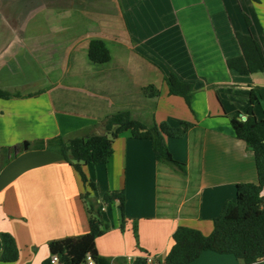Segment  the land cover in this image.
Returning <instances> with one entry per match:
<instances>
[{
    "label": "crops",
    "instance_id": "crops-1",
    "mask_svg": "<svg viewBox=\"0 0 264 264\" xmlns=\"http://www.w3.org/2000/svg\"><path fill=\"white\" fill-rule=\"evenodd\" d=\"M18 1V5L40 4V0ZM47 3V21L64 23L63 27L53 23L44 30L12 31L10 6L0 7V88L22 95L0 99V160L7 159L5 148H14L17 154L0 171V232L12 234L20 251L13 264H43L51 257L50 242L89 233L82 197L88 192L101 207L106 194L125 193V221L117 202L102 211L110 227L96 241L103 257L151 255L164 261L178 227L210 235L213 220L226 203L236 200L237 185L258 183L254 153L236 137L231 120L246 116L251 88L264 87V74L241 75L229 69L227 60L242 53L236 32L248 31L245 16L264 51V0ZM24 15L18 20L24 21ZM38 16L26 22L44 21ZM89 37L103 40L112 58L107 64H95L100 68L95 75L89 70L81 74L80 101L61 95L73 89L72 78L65 79L63 87L56 77L41 83L40 68H48L47 77L60 63L57 38L64 39L67 53H63L70 57L75 40ZM171 72L194 85L190 106L184 98L170 95L166 77ZM150 85L159 90L158 96L144 95L143 89ZM76 101L82 102L77 107L85 113L81 121L64 109ZM122 111L148 125L192 123L183 138L166 137L174 159L186 165L187 175L158 162L152 142L133 138L131 132L114 141L108 163L84 167L96 191L84 185L58 153L34 149L37 142L56 136L102 133L106 117ZM255 114L264 119V100L256 104ZM192 264L243 263L234 255L207 251Z\"/></svg>",
    "mask_w": 264,
    "mask_h": 264
},
{
    "label": "trees",
    "instance_id": "trees-1",
    "mask_svg": "<svg viewBox=\"0 0 264 264\" xmlns=\"http://www.w3.org/2000/svg\"><path fill=\"white\" fill-rule=\"evenodd\" d=\"M248 31H237L236 38L241 48V55L227 60L230 70L241 75L255 73L264 74V51L259 41L251 32L252 22L245 16ZM111 52L103 40L92 39L88 47V59L93 64H107L111 61ZM170 95L184 98L191 105L196 91L191 83L182 81L171 72L166 77ZM147 97H156L159 90L154 86L143 89ZM22 97L19 92H10L0 88V99ZM264 100V87H252L250 106L243 121L239 115L231 120L235 135L244 141L254 153L258 173V183H240L237 185L235 201L225 204L220 216L213 220L214 229L210 235L189 227H178L172 236V245L161 264H192L207 251L218 254L234 255L243 264H262L264 258V119L259 120L255 114V106ZM193 127L192 123L182 122L178 127L168 122L148 125L136 119L130 111H122L106 117L102 133L89 132L83 136L66 138L56 136L41 140L34 149L49 150L58 153L73 167L84 185L96 191V184L87 177L86 165H102L109 162L114 154V141L123 133L131 132L132 137L150 140L156 160L174 171L187 175L184 163L174 159L166 142V137L183 138ZM7 159L0 165L2 168L15 159L14 148H5ZM23 150V149H22ZM20 150V151H22ZM20 153V152H19ZM83 199L89 214V233L55 240L49 243L50 254L58 255L65 264H86V257L91 254L97 264H147L145 257L136 258L128 263L127 258L115 259L99 254L96 241L110 229L104 221L100 204L85 193ZM125 193L112 192L106 194L104 203L112 205L118 201L122 218L125 221ZM137 238V229L134 228ZM20 258L15 238L7 232H0V261L16 263ZM43 264H51L48 259Z\"/></svg>",
    "mask_w": 264,
    "mask_h": 264
},
{
    "label": "rangeland",
    "instance_id": "rangeland-1",
    "mask_svg": "<svg viewBox=\"0 0 264 264\" xmlns=\"http://www.w3.org/2000/svg\"><path fill=\"white\" fill-rule=\"evenodd\" d=\"M48 1L49 0H40L39 1L40 4H32V3L27 4L26 3L25 5H23V4L18 5L17 4L19 2L18 0H0V7L2 6V4H4V7L7 5L10 6V8L7 9V14H8L9 19H10L9 28L12 29V31L17 30V29L18 30H24V29H36V28H37V30H39L38 27L44 30V29H48V26L52 25L53 23H56V27H58V26L63 27L64 23L48 22L47 21V18L49 15L47 12L49 10L48 3H47ZM20 2H21V0H20ZM132 2H134V0H132ZM5 4H7V5H5ZM147 7L150 8L149 6H147ZM24 13H25V15H24L25 20L24 21L18 20L19 18L22 17V15ZM27 13L29 14V15H27L28 16L27 18L31 17L32 15H39L38 18L40 17L44 21L40 22L41 21V19H40L38 21V23H36L37 20L33 23L32 22H26V20H27L26 14ZM154 13H156V12H154ZM160 13H162V14L165 13L164 8H161ZM58 23H60V24H58ZM92 38L93 37H89V38H85V39L77 38L74 42V45H72V47L69 48V50H68V51H71L73 53L72 56H70V57L65 55V53H63V52L67 53L66 49H65V51L63 50L64 49V39L57 38L55 40V42H56L55 47H56V52L60 56L59 57L60 63H58L57 69H52L49 71L51 74H48L50 76H47V77L45 75H47V72H48L47 69L48 68L46 67V70H45L46 72L43 70L42 67L40 68V73L42 76V78L40 79L41 83H42V81H46L49 77L50 78L56 77L57 79H62V81H61L62 86L61 87H63L64 86L63 81L65 79L72 78L73 79V89L68 91V92H63V94H61V95H65L67 97L69 95H71L75 100L80 101L81 100L80 96L82 95V93L79 91V83L81 81L80 79L82 78L81 74L82 73L86 74L87 70H89L88 73H90V71H91L95 75V72L99 71L98 69H100L98 66L93 64L89 59L87 61V57H86V55H87L86 54L87 44H88L89 40H91ZM36 39H37V37H36ZM40 39L42 41L48 40L47 38H40ZM44 45H42V46H44ZM42 51H44V48H42ZM51 55H53V54H51ZM34 60H35V62H33V63H36V60L38 61V57L36 56V59H34ZM66 61L71 62V64H72L71 67L69 66L70 64H68V62H66ZM88 62H90V64H88ZM42 64H44V63L42 62ZM35 65H37V64H35ZM63 65H65L67 68H65V66H63ZM90 65H93L94 69H96L94 72L91 70L92 68ZM99 65H102V64H99ZM42 70L44 72H42ZM150 86H152V85H150ZM147 87H149V86H147ZM59 93H58V95H59ZM81 103L76 101L74 103V105H68V106L64 107V109L66 108V110H68L66 112L73 113L72 116H74L78 121L85 119V113L82 111V109L77 107ZM88 103L91 104L90 102H88ZM86 112L95 114L94 110H90V109H87ZM139 120H141V119H139ZM141 121H143V120H141ZM103 131H104V123H103L102 132ZM26 143H28V142H26V141L23 142L24 147H25ZM1 154L4 155V153H1ZM1 163H3V161H1ZM103 206H106V204L104 203ZM1 263H4V262L0 261V264ZM6 264H13V263H6Z\"/></svg>",
    "mask_w": 264,
    "mask_h": 264
},
{
    "label": "built area",
    "instance_id": "built-area-1",
    "mask_svg": "<svg viewBox=\"0 0 264 264\" xmlns=\"http://www.w3.org/2000/svg\"><path fill=\"white\" fill-rule=\"evenodd\" d=\"M103 210H105V209L103 208ZM145 258L147 259V264H161L163 262L162 260H159L156 257L151 256V255H147V256H145ZM135 260L136 259H134L132 257L127 258L128 263H133ZM262 261H264V258H262ZM50 263L51 264H65L64 262L61 261V259L58 255L51 256L50 257ZM86 264H97L91 254L87 255Z\"/></svg>",
    "mask_w": 264,
    "mask_h": 264
},
{
    "label": "water",
    "instance_id": "water-1",
    "mask_svg": "<svg viewBox=\"0 0 264 264\" xmlns=\"http://www.w3.org/2000/svg\"><path fill=\"white\" fill-rule=\"evenodd\" d=\"M241 119H242L243 121H246V120H247V117H246V116H242ZM24 148H25V149L28 148V143L25 144V147H24ZM251 149H252V148H251Z\"/></svg>",
    "mask_w": 264,
    "mask_h": 264
},
{
    "label": "clouds",
    "instance_id": "clouds-1",
    "mask_svg": "<svg viewBox=\"0 0 264 264\" xmlns=\"http://www.w3.org/2000/svg\"><path fill=\"white\" fill-rule=\"evenodd\" d=\"M115 203H116V202H115ZM117 203H118V201H117ZM118 204H119V203H118ZM103 208L106 209V206L101 207L102 211H105V210H103Z\"/></svg>",
    "mask_w": 264,
    "mask_h": 264
}]
</instances>
